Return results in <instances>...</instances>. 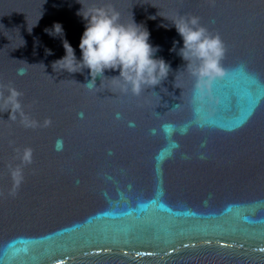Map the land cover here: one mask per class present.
Here are the masks:
<instances>
[{"label": "water", "instance_id": "1", "mask_svg": "<svg viewBox=\"0 0 264 264\" xmlns=\"http://www.w3.org/2000/svg\"><path fill=\"white\" fill-rule=\"evenodd\" d=\"M109 5L170 64L140 96L118 70L90 89L52 67L64 40L82 59L79 13ZM187 15L227 47L203 99L177 54ZM0 84L25 114L0 100V264H264V0H0Z\"/></svg>", "mask_w": 264, "mask_h": 264}, {"label": "clouds", "instance_id": "2", "mask_svg": "<svg viewBox=\"0 0 264 264\" xmlns=\"http://www.w3.org/2000/svg\"><path fill=\"white\" fill-rule=\"evenodd\" d=\"M79 14L86 21L79 43L82 59L77 60L74 49L64 40L66 54L53 63L54 70L76 73L88 69L92 79L84 85L90 89L97 88L98 76L106 78V70H118L119 75L110 79L119 85L122 93L128 94L130 91L134 96H140L145 90L154 88L167 79L171 71L170 64L163 58L155 57L159 48L149 43L150 34L142 25L133 20L130 24L121 23L120 13L110 5L91 8ZM172 23L183 40V47L177 54L187 62L186 71L194 78L195 97L203 99L206 94H210L213 81L225 74L221 61L226 55L227 47L219 33L210 32L200 23L198 16H179ZM53 33L62 35L63 29L59 23L53 25L50 34ZM177 43L173 42L170 51L176 50ZM5 88L7 96L4 93ZM22 95L15 87L0 84V100L4 102L6 110H11L10 119L14 120L17 112L24 117L19 100ZM21 123L25 126H36L35 121L27 124L22 119ZM45 123L50 124L51 121L47 120ZM14 151L20 152L19 149ZM31 156L32 149L25 148L20 159L22 163L30 164ZM9 169L14 181L13 192L10 194L14 195L23 177L19 167L13 169L9 165Z\"/></svg>", "mask_w": 264, "mask_h": 264}]
</instances>
